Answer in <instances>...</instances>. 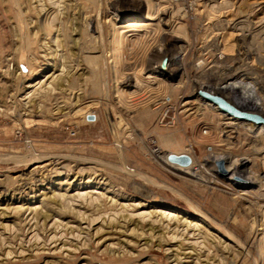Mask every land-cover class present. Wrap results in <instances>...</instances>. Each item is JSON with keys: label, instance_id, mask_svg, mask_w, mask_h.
<instances>
[{"label": "rangeland", "instance_id": "1", "mask_svg": "<svg viewBox=\"0 0 264 264\" xmlns=\"http://www.w3.org/2000/svg\"><path fill=\"white\" fill-rule=\"evenodd\" d=\"M166 1L178 27L159 34L143 0H0V264H253L221 228L256 248L259 181L217 161L206 186L167 155L251 160L264 128L198 92L264 107V0ZM165 35L184 48L167 53ZM188 245L199 260L182 258Z\"/></svg>", "mask_w": 264, "mask_h": 264}, {"label": "bare ground", "instance_id": "2", "mask_svg": "<svg viewBox=\"0 0 264 264\" xmlns=\"http://www.w3.org/2000/svg\"><path fill=\"white\" fill-rule=\"evenodd\" d=\"M95 1V0H94ZM210 1V0H209ZM216 2V1H215ZM144 3V8H148L150 11V16L151 19L155 22H157L158 27L156 28V33H161L162 32V24L164 23H168V25H172L174 28H177L178 26L176 25V22L173 21V19L168 20V16H169V11L168 8L166 7V5L168 4L166 0H143ZM97 5V4H96ZM90 6V5H88ZM90 8V7H89ZM92 9V8H91ZM148 10V11H149ZM166 25V24H165ZM243 25V24H242ZM248 31L247 33H249L250 29L249 26H242L240 27V29H245ZM239 29V28H238ZM239 29V30H240ZM89 30V29H88ZM171 30V29H170ZM174 31V30H173ZM242 31V30H241ZM182 32H184V29L181 30V34H183ZM118 33V32H117ZM169 33V32H168ZM153 34V33H152ZM166 34V33H165ZM172 34V33H171ZM175 34V33H174ZM119 35V34H118ZM152 37V36H151ZM156 37V36H155ZM166 39V48H167V53L172 52V51H177L181 48H184L185 43H183V45L180 47L179 45V40L180 37H170V36H164ZM146 38V37H145ZM147 44L146 41L144 39L140 40L138 43V46L140 48L143 47L146 48ZM187 47V46H185ZM145 52V50H144ZM174 53V52H173ZM166 55V54H164ZM241 55V54H240ZM243 56H246L247 53L242 52ZM168 56V55H167ZM169 58V57H168ZM151 65V64H149ZM148 67L146 66V70L147 68L149 69L151 66ZM180 68V67H179ZM184 69V68H183ZM182 69V70H183ZM144 70V71H146ZM184 71V70H183ZM129 77V76H128ZM139 79L142 80H148L149 78L146 76V73L144 72V74H141L138 76ZM227 78H233L232 75L228 76ZM226 78V79H227ZM139 81V80H138ZM225 81V80H224ZM152 82V81H151ZM136 80L135 78H133V80H131L130 78L126 79L124 82L119 83V85H128L131 84L132 86H135L136 84ZM148 84V83H147ZM151 84V83H150ZM137 85V84H136ZM200 87V86H199ZM198 90H201L199 89ZM207 87V86H206ZM204 92H207L208 94H211L212 96L214 95L215 97L217 96L218 98H220L221 100H223L225 103H227L228 105H230L232 108L241 111V112H247V113H251V114H255V116L257 115L258 117L264 119V107L260 104L257 103V101L255 100H250L248 98H245L241 95H239V93H237L234 88H230V87H220L219 85L216 84H210L206 90L205 88L203 89ZM119 93H122L120 90H118ZM154 94V93H153ZM204 110V109H203ZM212 110H217L216 107L213 106ZM229 116V115H228ZM224 117L227 118L226 115H224ZM232 117V116H230ZM234 118V117H232ZM236 119V118H234ZM238 120V119H237ZM221 129H219L220 133L222 134H227V136H225V140H223L222 142L226 145V146H233L235 140H236V134L239 132V124H235V122L229 121V119H226L225 124H220ZM244 128L247 129L248 131L253 130L254 126L251 124H243ZM261 126V125H260ZM242 127V126H241ZM263 130H260V132ZM264 132V131H263ZM220 134V135H221ZM232 134H235V136ZM260 134V133H259ZM263 134V133H262ZM231 139V140H230ZM252 146L250 148H252V157L251 160H249L250 157H247L244 155H234L231 151L229 153H223L220 155H212V157H210V161L209 160H205L204 164H190L191 160L189 157L186 156L190 163L187 166H180L182 168V172L185 173V170L187 171L188 169H190L194 175H195V180L194 182L196 183H203L206 186H211V187H217L218 186V182L217 179L215 177H213V175H211L210 173H205V171L207 172L208 169L205 168V166H213L215 165V163L217 161H221L223 162L225 165L230 163V167L229 169L231 170L230 176L231 177H243V175L246 173L247 176L245 177V179H254V180H258V188L259 190H264V179H261L258 175V171H257V166L258 163L261 166V170L264 172V135L260 138V139H253L251 141ZM260 144V145H259ZM225 146V147H226ZM227 152V151H226ZM176 156V155H175ZM253 161H256V165L253 164ZM172 163V162H170ZM252 163V166L249 164ZM174 164V163H173ZM177 165V164H176ZM168 169L174 173L175 175H177L178 173L173 172V170L170 168V165L168 166ZM229 171V170H228ZM181 174V172H179ZM178 176V175H177ZM244 179V178H243ZM235 193V192H233ZM261 194V192H260ZM263 195V193H262ZM242 197V196H239ZM255 206L257 208V214L256 218L254 219L253 223L254 224H258V226L261 228V232L259 234V239L257 240L256 248L254 247V243H243L241 240L236 239L235 236H233L232 233L228 232V230L226 229V227H222V234L224 236L229 235L230 240L233 239V243L237 244L238 246V257L243 258V261H246L248 258H251L253 260V264H264V225L261 223V219L264 216V198L261 199H257L255 201ZM196 212L198 210H202L201 208L197 207V209H195ZM198 213V212H197ZM208 216V215H207ZM169 217V216H168ZM171 217V216H170ZM165 218V217H164ZM254 218V217H253ZM210 219V218H209ZM180 221V220H179ZM153 222V221H152ZM169 222V221H168ZM171 222V221H170ZM178 222V221H177ZM184 223V222H183ZM177 224V223H175ZM253 224V225H254ZM183 225V224H182ZM252 225V227H253ZM176 227V226H175ZM174 227V228H175ZM189 226L187 225L186 230H188ZM195 228V226H194ZM197 228V227H196ZM254 228V227H253ZM168 229V228H167ZM191 229V228H190ZM252 230V229H251ZM254 230V229H253ZM193 231V230H192ZM200 231V230H199ZM255 231V230H254ZM185 233V232H184ZM256 233V232H255ZM254 233V234H255ZM187 234V233H186ZM196 235V234H195ZM193 236V234H192ZM176 236H174L173 239H175ZM204 238V237H203ZM209 238V237H208ZM227 238V237H226ZM189 239V238H187ZM206 241V240H205ZM210 241V240H209ZM235 241V242H234ZM181 245H185L184 243ZM196 245V244H195ZM180 246V245H179ZM202 247V246H201ZM214 247V246H213ZM181 248V247H179ZM217 249V248H216ZM226 249V248H225ZM185 251V252H181ZM180 250V254H183L182 258L184 257L185 259H191L193 256H197L198 260L200 259L199 255L201 256V251L199 250V252H197V248H193L192 246L188 245L187 248H181ZM189 252H188V251ZM218 250V249H217ZM213 251V250H212ZM187 252V253H186ZM215 252V251H214ZM175 253V252H174ZM262 253V255H261ZM216 254V253H215ZM214 254V255H215ZM218 255V254H217ZM181 256V255H180ZM179 256V257H180ZM178 257V256H177ZM175 258V257H174ZM181 258V259H182ZM176 259V258H175ZM179 260H177L178 262ZM187 261V260H186ZM192 261V259L190 260ZM176 263V260L174 261ZM247 262V261H246ZM191 263V262H190ZM177 264V263H176Z\"/></svg>", "mask_w": 264, "mask_h": 264}, {"label": "water", "instance_id": "3", "mask_svg": "<svg viewBox=\"0 0 264 264\" xmlns=\"http://www.w3.org/2000/svg\"><path fill=\"white\" fill-rule=\"evenodd\" d=\"M198 95L202 99H204V100L210 102L212 105L216 106L222 113L228 114L229 116H232L238 120L251 122L255 125H261L264 128V119H262L258 116H255V115L239 112V111L235 110L234 108H232L227 103H225L220 98L215 97V96H211L205 92L200 91V92H198ZM88 120H91V118L89 117ZM167 160L169 162H172V163L180 165V166H187L190 163L189 159L183 155H179V156L167 155Z\"/></svg>", "mask_w": 264, "mask_h": 264}]
</instances>
